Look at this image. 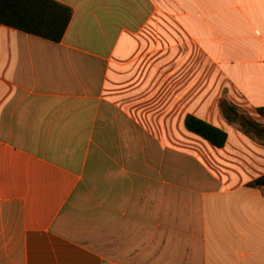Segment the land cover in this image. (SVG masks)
<instances>
[{"label": "crops", "instance_id": "crops-1", "mask_svg": "<svg viewBox=\"0 0 264 264\" xmlns=\"http://www.w3.org/2000/svg\"><path fill=\"white\" fill-rule=\"evenodd\" d=\"M0 24V264H264V0H56ZM187 115L228 137L216 148Z\"/></svg>", "mask_w": 264, "mask_h": 264}, {"label": "trees", "instance_id": "trees-1", "mask_svg": "<svg viewBox=\"0 0 264 264\" xmlns=\"http://www.w3.org/2000/svg\"><path fill=\"white\" fill-rule=\"evenodd\" d=\"M71 15V8L56 0H0V24L52 42L61 41ZM218 107L223 118L236 124L242 134L264 143V122L255 121L225 99L219 100ZM257 112L264 121V108ZM184 125L189 132L216 148H222L226 143L228 135L224 130L198 117L187 115ZM249 186L263 187L264 174Z\"/></svg>", "mask_w": 264, "mask_h": 264}]
</instances>
